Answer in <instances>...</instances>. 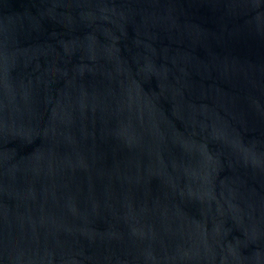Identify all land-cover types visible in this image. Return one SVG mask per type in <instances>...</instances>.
<instances>
[{
    "label": "water",
    "instance_id": "water-1",
    "mask_svg": "<svg viewBox=\"0 0 264 264\" xmlns=\"http://www.w3.org/2000/svg\"><path fill=\"white\" fill-rule=\"evenodd\" d=\"M0 264H264V0H0Z\"/></svg>",
    "mask_w": 264,
    "mask_h": 264
}]
</instances>
